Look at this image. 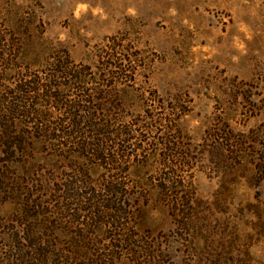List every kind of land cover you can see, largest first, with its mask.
I'll return each mask as SVG.
<instances>
[{
    "label": "rangeland",
    "instance_id": "obj_1",
    "mask_svg": "<svg viewBox=\"0 0 264 264\" xmlns=\"http://www.w3.org/2000/svg\"><path fill=\"white\" fill-rule=\"evenodd\" d=\"M2 98L0 264H264V0H0Z\"/></svg>",
    "mask_w": 264,
    "mask_h": 264
},
{
    "label": "trees",
    "instance_id": "obj_2",
    "mask_svg": "<svg viewBox=\"0 0 264 264\" xmlns=\"http://www.w3.org/2000/svg\"><path fill=\"white\" fill-rule=\"evenodd\" d=\"M59 68H62L63 65H57ZM121 71V78L124 77L125 74H123L124 70H120ZM39 82V81H38ZM34 81L32 82V86L30 85H26L25 87H22L19 92L21 93H26V92H34L38 95L40 91H43V89H40V87H43L44 89H46V92L44 95H40V99L44 100L45 98L48 99L49 101H54L56 102V104H61V105H64L63 104V100L61 101V98H62V95L61 94H56V93H53V89H54V84H59L58 83V79L55 75L52 76V78L49 80V85L47 86H40L39 83ZM27 87V88H26ZM31 90V91H30ZM43 97V98H42ZM45 97V98H44ZM22 99V98H20ZM5 98L3 99L2 98V102L0 104H4L5 102ZM26 101V99H25ZM66 105V104H65ZM71 107V106H70ZM31 115H33V113H30ZM12 116H24L25 118H29V112H23L21 111L20 109H17L15 110L12 114ZM35 115H37L38 117L41 116V118L43 117V119L45 118H48V115L47 114H43V113H36L35 112ZM67 115V121H69L71 124H72V127L75 128V130L77 132L74 131L75 134H80L81 131L79 129L80 126H82L83 124H87V130H91V133H95V142H97V144H92V146H97V147H102V149L100 150H93L95 154H93L98 160H101V161H106V158H105V148L104 147V139L102 138L103 136H106V132L109 133V130L111 129L112 125H111V122L107 121V120H104V123L102 124H97L94 122V117L95 115L94 114H89L88 116H82L81 114L77 113L76 111L72 112H68L66 113ZM13 117V118H14ZM0 125H2L3 123H7L8 119H9V116L7 117L6 119V116H1L0 118ZM6 119V120H5ZM80 132V133H78ZM105 139H109L111 140L110 137H107ZM103 145H102V143ZM101 143V145H100ZM90 144H87V145H83V148L85 147V149L87 150V148L89 147ZM109 155V154H108ZM107 155V156H108ZM108 161H111V163L113 165H116L117 163V157L116 156H112V159H110V157L107 159ZM108 161H106L105 163L106 164H110ZM108 162V163H107ZM112 184L110 183H107L105 185V189L107 190L106 192L111 194V196H115V198H118V196H122V189H121V184L120 183H114V182H111ZM101 200V204H100V207H101V211H99L97 213L98 217L101 219H104L105 221H108V220H111V221H115L117 222L118 221V218L119 216L117 214L114 213L113 214H109L110 210L113 211V210H116V211H121L120 214H122V209H118L117 207L115 208V206L112 203V201H109V200H103V199H100ZM125 213V212H124ZM100 215V216H99ZM124 220V218H123Z\"/></svg>",
    "mask_w": 264,
    "mask_h": 264
}]
</instances>
